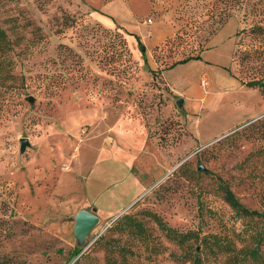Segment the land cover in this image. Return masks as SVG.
<instances>
[{
    "label": "rangeland",
    "instance_id": "1",
    "mask_svg": "<svg viewBox=\"0 0 264 264\" xmlns=\"http://www.w3.org/2000/svg\"><path fill=\"white\" fill-rule=\"evenodd\" d=\"M89 1L0 0V264H192L202 246L169 241L152 215L254 247L264 220L238 218L218 185L264 210V93L245 85L264 84V0H146L144 55ZM81 210L99 221L79 236ZM125 214L142 231L116 227Z\"/></svg>",
    "mask_w": 264,
    "mask_h": 264
},
{
    "label": "trees",
    "instance_id": "2",
    "mask_svg": "<svg viewBox=\"0 0 264 264\" xmlns=\"http://www.w3.org/2000/svg\"><path fill=\"white\" fill-rule=\"evenodd\" d=\"M138 47L141 50V53L144 55V48L143 45L137 41ZM5 45V37L2 31H0V47L3 51V58L6 59V51H4ZM199 53L192 57H186L185 59L179 60L175 62V64L185 63L191 59H195L199 57ZM9 61V60H7ZM8 64V63H7ZM10 66V65H5ZM174 64L172 63L169 67H173ZM1 67V66H0ZM247 87H257L260 89L261 92L264 93V84L260 81H253L245 84ZM219 190L221 191L222 200L226 205L230 208V210L238 217V218H262L264 220V210L258 211L255 209H248L244 204L240 202V200L235 196L233 191L227 186V184L221 181L218 185ZM201 210V209H200ZM153 219L157 222L160 229L164 232L165 237L175 243L178 246H183L188 242H195L199 246H202V250H195V255L191 256L190 262L192 264H201V254L207 256H219L225 257V260H234L237 256L240 257L236 264H241L243 261L247 260L248 258L254 261L259 260L261 254L259 252V247L261 246L264 240V232L258 231L250 235V238L254 242V247L248 249H241L237 248L235 245V241L227 235L219 236L217 234H201L199 231H185L180 232L176 229L169 227L166 223L161 221L157 216L152 215ZM116 227H120L123 230H127L128 228H132L138 232L142 231V224L133 219L130 215L125 214L122 215L115 224Z\"/></svg>",
    "mask_w": 264,
    "mask_h": 264
},
{
    "label": "crops",
    "instance_id": "3",
    "mask_svg": "<svg viewBox=\"0 0 264 264\" xmlns=\"http://www.w3.org/2000/svg\"><path fill=\"white\" fill-rule=\"evenodd\" d=\"M104 1L105 0H96L95 3L89 1L91 6L94 7L96 10H98L97 12H98L99 20L108 27L114 25V22L119 23L120 26H122L123 29L127 32V37L128 40H130V43H133L136 40V43L137 41H139L143 45V41H141L143 39L141 38L144 37L146 28L143 27V25L141 24H136V18L143 17L144 15H146V13L150 11L149 2L146 0H113L110 3L106 4ZM128 23L130 24L129 27L127 26ZM137 48L141 53V50L138 47V43H137ZM143 48H144V54L146 53V51H149L147 46H146V50H145V45H143ZM163 72L164 70L162 71L161 75H163ZM164 81L165 84L172 91L175 90L174 87L171 85V82L166 80ZM179 94L182 95L181 96L182 104L185 105L187 96L184 93H179ZM98 159H104V160L112 159L116 162L121 161L129 169L130 168L132 169L133 166V158L132 155L130 154L125 155L124 153H120L116 155V154H107L102 152L99 154ZM87 173L88 171L86 172V174ZM144 187L145 186L141 184L137 179L135 180V189H136L135 194L133 198L129 200L128 204L124 206V208L133 203V201L142 193Z\"/></svg>",
    "mask_w": 264,
    "mask_h": 264
},
{
    "label": "water",
    "instance_id": "4",
    "mask_svg": "<svg viewBox=\"0 0 264 264\" xmlns=\"http://www.w3.org/2000/svg\"><path fill=\"white\" fill-rule=\"evenodd\" d=\"M182 104V99L177 100V105ZM29 145L26 138L20 139L19 151L23 152L25 147ZM201 167H198L200 169ZM98 220L97 216L86 210H81L75 217V231L81 236L89 232L94 223Z\"/></svg>",
    "mask_w": 264,
    "mask_h": 264
},
{
    "label": "bare ground",
    "instance_id": "5",
    "mask_svg": "<svg viewBox=\"0 0 264 264\" xmlns=\"http://www.w3.org/2000/svg\"><path fill=\"white\" fill-rule=\"evenodd\" d=\"M98 221H99V219L94 223V225H96V224L98 223ZM94 225H93V226H94ZM93 226H92V227H93ZM90 230H91V229H90ZM90 230H89V231H90Z\"/></svg>",
    "mask_w": 264,
    "mask_h": 264
},
{
    "label": "built area",
    "instance_id": "6",
    "mask_svg": "<svg viewBox=\"0 0 264 264\" xmlns=\"http://www.w3.org/2000/svg\"><path fill=\"white\" fill-rule=\"evenodd\" d=\"M150 21V20H149ZM206 85V81H203V86H205Z\"/></svg>",
    "mask_w": 264,
    "mask_h": 264
}]
</instances>
